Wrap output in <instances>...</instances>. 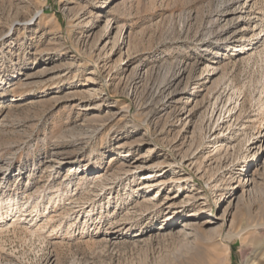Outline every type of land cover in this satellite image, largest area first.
<instances>
[{"label": "rangeland", "instance_id": "374dc122", "mask_svg": "<svg viewBox=\"0 0 264 264\" xmlns=\"http://www.w3.org/2000/svg\"><path fill=\"white\" fill-rule=\"evenodd\" d=\"M260 29L264 0H0V264L256 261Z\"/></svg>", "mask_w": 264, "mask_h": 264}, {"label": "bare ground", "instance_id": "6f19581e", "mask_svg": "<svg viewBox=\"0 0 264 264\" xmlns=\"http://www.w3.org/2000/svg\"><path fill=\"white\" fill-rule=\"evenodd\" d=\"M255 2V1H254ZM244 3H246V1H244ZM243 6V5H242ZM241 18H242V15H241ZM262 26V25H261ZM262 30H264V29H260L259 30V33H256L255 35L261 40V38L262 37H260L261 35H262ZM260 40H258L257 42H259ZM257 42H255V43H257ZM243 45V44H242ZM241 49H243V47H241ZM120 65H123V61H122V59L121 58H118L117 59V63L114 65V67L115 68H117L118 66H120ZM123 68V67H122ZM216 69V68H215ZM57 85H53V84H51V85H53V86H51V85H46V86H44V87H46V89L45 90H48V89H51V88H56V87H60L61 85H63L64 84V82L62 81V80H60V81H58L57 83H56ZM43 91V90H42ZM164 91V90H163ZM19 95V94H18ZM13 99H17L16 97L15 98H12V99H10V101L11 100H13ZM262 112V111H261ZM232 125H234V123L232 124ZM263 128H264V124H263ZM92 172H93V170H91ZM152 176V174H151V172H147V173H143L142 174V179H148L149 177H151ZM146 183H151V181H146ZM104 187V186H103ZM52 199V198H51ZM0 200H1V197H0ZM55 200V199H54ZM2 203V202H1ZM55 203V201H53V204ZM172 203H170L169 205H171ZM34 207V206H33ZM169 207V206H168ZM48 207H47V205L45 206V207H43V211H45L46 209H47ZM4 209V210H3ZM36 210H38L39 211V209H36ZM21 212H23V210H21L19 207H17L16 206V204L15 205H11L9 202L8 203H6V204H3V205H1L0 204V219H3V218H5V217H16L18 220L19 219H21V218H19V216L21 215V214H19V213H21ZM49 213V212H48ZM168 213H170V212H168ZM167 213V215L165 216V218H164V220H167L168 218H170V214H168ZM6 216H5V215ZM13 214V215H12ZM17 214H19V215H17ZM3 215L5 216V217H3ZM180 216V214H178V217ZM177 217V218H178ZM147 218L148 219H150V220H152L153 218H154V216L153 215H149V216H147ZM146 218V219H147ZM16 219V220H17ZM33 218L31 217V219L30 220H32ZM4 220V219H3ZM10 220V219H9ZM8 221V220H7ZM205 223V222H204ZM5 224H6V221H5ZM167 225H169V223L167 222L166 223ZM187 223H183V225L185 226ZM85 225H87V221L85 220L84 221V226ZM261 225V224H260ZM262 225H263V227L261 226V228L260 229H264V223H262ZM6 226H8V225H6ZM44 226V225H43ZM256 225H254V227H255ZM54 227V226H53ZM186 227V226H185ZM7 228V227H6ZM189 229V228H188ZM245 231V230H247V228L245 227V228H241L240 230H238L235 234H234V236H236V237H238L239 239H241V240H243V235H242V231ZM194 231H195V235L196 236H198L199 237V231L198 230H196V229H194ZM261 232V231H260ZM259 232V233H260ZM258 236V235H257ZM230 237H231V235L230 236H228V238L226 239V241H225V246H226V252L227 253H229V244H230ZM258 239H260V237H255V240H258ZM254 258H256V261L255 260H253L252 261V263L251 264H261V262H264V245H262V246H259L258 247V250H256V253L254 254ZM214 259L216 260V261H220L221 260V257H220V255L218 254V253H215L214 254ZM213 263V262H212Z\"/></svg>", "mask_w": 264, "mask_h": 264}]
</instances>
